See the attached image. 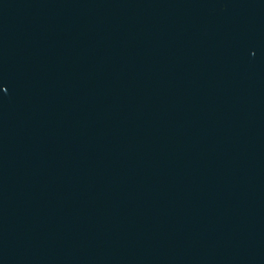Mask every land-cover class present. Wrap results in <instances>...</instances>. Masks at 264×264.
Instances as JSON below:
<instances>
[{"label": "water", "instance_id": "1", "mask_svg": "<svg viewBox=\"0 0 264 264\" xmlns=\"http://www.w3.org/2000/svg\"><path fill=\"white\" fill-rule=\"evenodd\" d=\"M0 264H264V0H0Z\"/></svg>", "mask_w": 264, "mask_h": 264}]
</instances>
